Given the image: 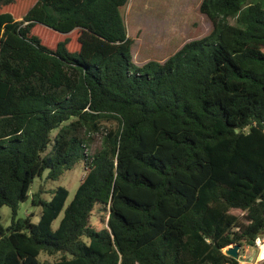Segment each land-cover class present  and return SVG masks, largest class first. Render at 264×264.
I'll list each match as a JSON object with an SVG mask.
<instances>
[{"label":"trees","instance_id":"obj_1","mask_svg":"<svg viewBox=\"0 0 264 264\" xmlns=\"http://www.w3.org/2000/svg\"><path fill=\"white\" fill-rule=\"evenodd\" d=\"M128 1L0 0V264H239L264 231V0H201L210 31L142 65ZM80 159L66 206L30 191Z\"/></svg>","mask_w":264,"mask_h":264},{"label":"rangeland","instance_id":"obj_2","mask_svg":"<svg viewBox=\"0 0 264 264\" xmlns=\"http://www.w3.org/2000/svg\"><path fill=\"white\" fill-rule=\"evenodd\" d=\"M199 0H129L127 5L121 7V12L124 18V23L127 33L133 38H140V40H148L157 36L161 33L164 34L166 45L164 46L163 52L158 50H139V42H137L131 48V54L133 56L134 63L142 64L140 59L148 60H160V57L164 54V57H169L175 51L178 50L180 43H185L189 40L203 37L206 35L211 28L209 20L201 13L198 12L196 5ZM145 4L150 6L162 7L160 9L161 18L147 16L144 13ZM230 23H234L233 18L229 19ZM158 26L159 30H154ZM164 27V31L161 28ZM159 32V33H158ZM162 42V38L160 37ZM162 51V49H161ZM146 59V60H147ZM145 61V60H144ZM57 130L51 131V137L56 134ZM91 143L88 147V152H94L101 146V133H96L91 136ZM52 142V141H51ZM51 142L47 146L46 154L51 149ZM85 172L84 161L80 159L76 164L68 170L63 171L60 177L56 180H50L46 178L47 170H45L41 176L36 177L30 187V191H38L40 197L43 199H50L51 190L58 186H64L68 189V196L65 201V206L72 199L76 188L78 187L81 178ZM40 205L37 203L33 205L30 198L24 202H20L18 208V217H25L30 214L31 221L36 223L39 219ZM236 213L239 211L235 210ZM63 210L52 222V229H55L60 219L62 218ZM11 220L10 208L6 205L0 207V222L2 225L7 226ZM92 223L97 227H102V223L99 221V216L96 215L92 218ZM231 245V244H230ZM240 253V254H239ZM238 254L241 260H238L239 264H264V262L257 259L258 247L244 246L238 249ZM41 260L48 262L54 261L59 257V254L48 255L40 253ZM251 258V259H250ZM248 259H250L248 261ZM245 261V262H244Z\"/></svg>","mask_w":264,"mask_h":264},{"label":"crops","instance_id":"obj_3","mask_svg":"<svg viewBox=\"0 0 264 264\" xmlns=\"http://www.w3.org/2000/svg\"><path fill=\"white\" fill-rule=\"evenodd\" d=\"M200 1L201 0H199V1H197V5H196V8L198 7V5H199V3H200ZM145 10H144V13L146 14L147 13V16H152V17H156V18H161V13H159L160 12V9L162 8V7H157V6H150V5H146L145 4ZM154 30H159V28H158V26H156V28H154ZM161 30H163L164 31V27H162L161 28ZM159 33V32H158ZM127 35L131 38V40L133 41V43H132V46H134L137 42H139V50H146V51H148V50H152V51H150V53L151 52H153L154 50H158L159 49V51L160 52H163V49H164V46L167 44L166 43V40H165V38H164V34H162L161 35V33L160 34H158L157 36H154L153 38H151V39H148V40H139L138 41V39H140V38H138V37H136V38H133L129 33H127ZM160 37L162 38V42H161V40H160ZM166 43V44H165ZM182 46V43H180L179 44V48ZM132 48V47H131ZM178 48V49H179ZM161 49H162V51H161ZM165 54V53H164ZM164 54L160 57V62H162V61H164L167 57H164ZM147 59V57H145V59H140L143 63H145L146 61H148V59ZM132 60H133V56H132ZM145 60V61H144ZM152 60H154V59H152ZM133 62H134V60H133ZM142 63V64H143ZM136 64V63H135ZM142 64H138V65H142ZM137 65V64H136Z\"/></svg>","mask_w":264,"mask_h":264},{"label":"built area","instance_id":"obj_4","mask_svg":"<svg viewBox=\"0 0 264 264\" xmlns=\"http://www.w3.org/2000/svg\"><path fill=\"white\" fill-rule=\"evenodd\" d=\"M255 244L258 247L257 259L264 262V231L255 238Z\"/></svg>","mask_w":264,"mask_h":264},{"label":"water","instance_id":"obj_5","mask_svg":"<svg viewBox=\"0 0 264 264\" xmlns=\"http://www.w3.org/2000/svg\"><path fill=\"white\" fill-rule=\"evenodd\" d=\"M240 246L238 244H231L228 247L225 248V253L233 258H236L237 260H241L239 254H238V249ZM251 259V258H250ZM248 259V261L250 260Z\"/></svg>","mask_w":264,"mask_h":264}]
</instances>
